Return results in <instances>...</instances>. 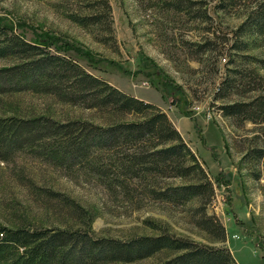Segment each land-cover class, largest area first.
Segmentation results:
<instances>
[{
	"label": "rangeland",
	"instance_id": "1",
	"mask_svg": "<svg viewBox=\"0 0 264 264\" xmlns=\"http://www.w3.org/2000/svg\"><path fill=\"white\" fill-rule=\"evenodd\" d=\"M91 1L0 0V22L26 40L45 41L49 51L70 56L88 72L163 110L211 182L204 207L222 224L224 238L209 236L195 223V207L203 200L159 199L136 178L129 180L126 195L83 166H58L28 149L0 158V224L85 228L93 237L120 239L163 231L224 246L236 264H264V154L257 156V149L264 151V105L254 108L264 98V43L236 32L255 0H108L110 32L67 16L89 11ZM241 39L250 41L245 48L231 47ZM12 61L0 57V68ZM239 101L251 104L242 113L222 114L221 104ZM251 108L259 113L256 118L249 115ZM8 115L96 124L116 118L104 108L30 89L0 94V116ZM153 179L156 187L187 182ZM175 252L162 249L108 264H159Z\"/></svg>",
	"mask_w": 264,
	"mask_h": 264
},
{
	"label": "trees",
	"instance_id": "2",
	"mask_svg": "<svg viewBox=\"0 0 264 264\" xmlns=\"http://www.w3.org/2000/svg\"><path fill=\"white\" fill-rule=\"evenodd\" d=\"M236 30L264 43V0H255ZM89 11H70L74 22L103 26L110 32L108 0H92ZM222 4V3H220ZM105 41V40H104ZM241 39L232 48H245ZM45 41L26 40L10 24L0 22V57L13 59L0 68V94L30 89L85 107L104 108L116 118L106 124L88 120L59 121L51 117L0 116V158L9 159L15 150L28 149L44 160L66 168L83 166L110 189L126 194L129 180L143 182L153 197L183 203L200 199L195 223L209 236L222 240L224 228L204 203L212 194L211 182L179 131L156 104L144 101L85 70L68 55L51 52ZM250 102L221 104L224 115L242 113ZM264 105V98L254 108ZM251 115L256 118L259 113ZM132 115L134 118H124ZM264 115V113H263ZM264 151L257 149V156ZM107 155V156H105ZM180 177L182 184L157 185L153 178ZM152 179V180H151ZM48 195L54 192L47 190ZM64 197V196H63ZM62 197V198H63ZM73 204H77L64 197ZM168 249L176 251L159 264H236L224 246H212L160 231L126 239L93 237L83 229L14 227L0 224V264H108L130 262Z\"/></svg>",
	"mask_w": 264,
	"mask_h": 264
}]
</instances>
